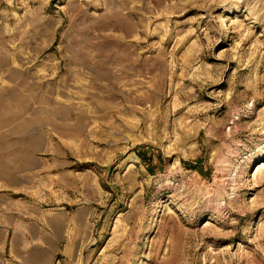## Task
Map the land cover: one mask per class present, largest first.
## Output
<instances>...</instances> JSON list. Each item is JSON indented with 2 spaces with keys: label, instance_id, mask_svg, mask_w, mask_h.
I'll list each match as a JSON object with an SVG mask.
<instances>
[{
  "label": "rangeland",
  "instance_id": "rangeland-1",
  "mask_svg": "<svg viewBox=\"0 0 264 264\" xmlns=\"http://www.w3.org/2000/svg\"><path fill=\"white\" fill-rule=\"evenodd\" d=\"M0 264H264V0H0Z\"/></svg>",
  "mask_w": 264,
  "mask_h": 264
}]
</instances>
